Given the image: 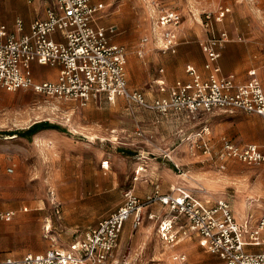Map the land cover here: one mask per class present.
Masks as SVG:
<instances>
[{"label": "rangeland", "instance_id": "obj_1", "mask_svg": "<svg viewBox=\"0 0 264 264\" xmlns=\"http://www.w3.org/2000/svg\"><path fill=\"white\" fill-rule=\"evenodd\" d=\"M9 1L17 16L23 15L27 0ZM98 1L106 6L101 13V19L108 18L105 24L115 23L121 29L114 38L130 35L126 53H136L148 32L155 2L182 12L181 35L189 41L196 40L198 32L205 33L204 14L212 15L219 3L231 9L219 24L230 35L258 31L260 25L264 28V0ZM4 5L6 1L1 0V9ZM215 22L213 18L214 29ZM123 107L125 103L117 101L76 107L73 101L46 97L31 89L0 87V212H14L8 220L0 217V257L43 252L51 246L67 248L120 205L128 189L146 198L150 194L146 176H151L146 172L147 161L160 163L167 185L163 191L175 180L183 182L166 193L179 187L198 200L209 201L207 204L227 199L239 219L248 207L250 211L263 208L264 164L248 166L230 160L226 169L219 170L213 162L203 160L201 149L191 146L185 134L162 146L144 142L133 113L126 114ZM37 122L55 128L41 129L29 138L20 134ZM11 135L14 137L7 138ZM144 148L148 157H157L141 156ZM166 148L173 152L155 155L163 156ZM149 211L159 218H150ZM164 211L166 206H148L139 225L133 226L129 220L106 264H178L172 255L183 251L187 264H219L220 258L199 237L180 244L164 241L158 231Z\"/></svg>", "mask_w": 264, "mask_h": 264}, {"label": "built area", "instance_id": "obj_2", "mask_svg": "<svg viewBox=\"0 0 264 264\" xmlns=\"http://www.w3.org/2000/svg\"><path fill=\"white\" fill-rule=\"evenodd\" d=\"M45 1V17L33 20L27 34L10 32L0 20V87L9 91L31 89L46 97L78 101L82 105L93 94L101 93L108 100L121 96L129 107L146 108L161 114L183 112L194 118L200 111L218 109L231 113L239 110L256 113L264 119L261 82L253 78L237 83L234 74L219 75L218 65H214L207 77H202L187 64L188 82L179 80L175 83V91L169 95L147 99L142 91L128 86L126 49L111 43L109 38V34L117 31L116 26L104 27L93 21L103 8L102 3L92 0ZM152 8L156 49L173 53L178 44L176 31L182 14L156 2ZM229 12L228 6L219 5L212 15L204 14L209 35L200 41V45L211 62L219 58L220 48L229 40L225 30L214 29L213 18L216 22L221 21ZM16 30H22L20 18L16 19ZM56 32L63 35L64 41L52 37ZM148 39L142 36L138 55L145 53ZM34 61L40 65L58 66L57 77L54 80L34 79L31 69ZM138 134L143 136V130ZM189 140L191 146L210 154L209 142L201 137ZM222 142L217 153L221 168L234 159L249 165L264 164V144L242 145L225 138ZM123 197L120 205L85 230L69 247L51 246L43 252L7 256L0 258V264H106L118 245L124 224L131 220L133 226L139 225L146 206L155 202L166 206L158 227L164 241L176 242L196 235L210 253L220 258L219 264H264V249L250 252L244 247L246 243H264V212L250 227L247 220L237 221L227 199L220 198L214 204H207L179 187L167 193L155 190L144 199L128 189ZM13 214L8 210L0 212V217L8 220ZM148 214L150 218H159L151 211ZM172 258L178 264H187L184 252L174 254Z\"/></svg>", "mask_w": 264, "mask_h": 264}, {"label": "crops", "instance_id": "obj_3", "mask_svg": "<svg viewBox=\"0 0 264 264\" xmlns=\"http://www.w3.org/2000/svg\"><path fill=\"white\" fill-rule=\"evenodd\" d=\"M5 1L6 5H4V9H1L0 7V20L7 26L10 32H15L16 34H27L30 31V25L33 20L45 17V10L47 6V1L45 0H35L33 2H28L27 0L28 3L26 4L25 11L20 17L16 14L15 6L10 3L9 0ZM92 2L102 3V1L98 0H92ZM158 3H160L163 7L171 8L161 2ZM102 4L103 8L93 20L94 23L104 27L109 25L116 26L117 31L113 34H109L110 42L119 44L126 49V45L128 46L130 44V35H122L121 37L114 38L115 35L121 32V29L115 23H108L106 25L105 23H107L108 18L101 19V13H103L106 8L105 3ZM219 5L229 7V5L225 3H219L218 6ZM178 11L182 14L180 10ZM229 14L230 12L226 14L223 20L215 22V30H225L227 35H229V40L220 48L221 55L214 62L209 60L207 54L204 53L200 45V41L209 35V31L206 26H204L205 33L198 32L199 37H197L194 41H189L186 36L181 35V25L184 21L182 14V21L176 31V35L178 37L176 51L173 53H162L156 49L157 46L154 37L156 30L154 29L152 20V24L148 32L143 35L149 38L145 45L146 51L143 56L137 54L138 47L136 49V53L131 51L126 53L127 61L125 65V73L128 86L142 91L146 98L150 100L167 96L171 92L175 91V83L177 81L182 80L184 82H188L190 80V76L187 72H185V67L187 64H191L202 77H207L212 72L214 65H218L219 75L234 74L235 81L237 83H245L250 81V79L256 78L261 82V85L264 88V28L260 25L258 31H251L247 34L236 33L234 36L230 35L226 28L219 27V24L222 23ZM17 18L22 20V30L20 32L16 30ZM52 37L55 40L64 41L63 35L58 32L53 33ZM31 69L33 77L36 80H54L59 72L58 66L40 65L35 61L31 63ZM116 101L121 105H123V102L125 103V107H123L124 111L126 114L133 113L132 115H134L136 120L135 126L142 129L144 132V135L142 136L143 141L155 143L154 146H158L157 144H161L160 146H162L163 142H172L173 140L177 141L178 139H182L181 136L183 134H185V138L189 142V139L200 134L203 139L210 143L211 152L210 154H205L198 149L201 151V153L199 151V155H201L204 161L208 160L211 163L213 162L219 170L226 169L229 166L230 161H227L225 167L221 168L219 159H217V153L221 149L223 143L222 140L224 138L242 145L251 142L264 144V119L260 115L253 112L247 113L236 110L230 113L217 109L214 112L200 111L194 118H192L183 112L176 113L171 111L169 113L161 114L146 108L129 107L123 97L117 96L113 100H108L105 95L101 93L93 94L91 99L83 105L78 101L73 102L76 107H82L88 105L90 102L99 104L101 102L114 103ZM194 125L199 126L194 127ZM148 148L151 150L153 146ZM169 149L170 148H166V150H164L163 156L162 154L155 155H161V157L170 155L173 151ZM196 151L193 150L192 152ZM147 152L145 151L140 155L144 156V158L157 157H148ZM245 165L250 166L249 164ZM161 168L160 163L158 162H146V172L151 174V176H146V185L148 186L147 190H150V194L147 195H152L155 190L159 193H164L169 188L183 183L175 180L169 183L167 189L163 191L167 185L165 184V179L161 177V175H163ZM172 178L173 180L175 179V177ZM148 206L162 207L159 203L155 202L147 205L145 210H147ZM246 212V215L241 219H239L234 212L233 214L237 221L244 222L247 220L249 226L253 227L264 212V206L259 211H255V209L250 211V207H248ZM128 224L129 221L124 224L121 234L125 233L124 230ZM197 237L198 236L196 235L183 237V239H178L175 243L180 244V242L183 243L184 241L194 240ZM244 247L250 252L260 251L264 249V243H246ZM7 256L16 255L6 254L0 258Z\"/></svg>", "mask_w": 264, "mask_h": 264}, {"label": "trees", "instance_id": "obj_4", "mask_svg": "<svg viewBox=\"0 0 264 264\" xmlns=\"http://www.w3.org/2000/svg\"><path fill=\"white\" fill-rule=\"evenodd\" d=\"M54 125H51L47 122H37L34 123L33 125L29 126L26 130L20 132V134L24 137L29 138L31 135H33L34 133H36L37 131L41 130V129H47V128H55ZM58 128V127H56Z\"/></svg>", "mask_w": 264, "mask_h": 264}, {"label": "bare ground", "instance_id": "obj_5", "mask_svg": "<svg viewBox=\"0 0 264 264\" xmlns=\"http://www.w3.org/2000/svg\"><path fill=\"white\" fill-rule=\"evenodd\" d=\"M14 137V135H11V136H7V138H13Z\"/></svg>", "mask_w": 264, "mask_h": 264}]
</instances>
